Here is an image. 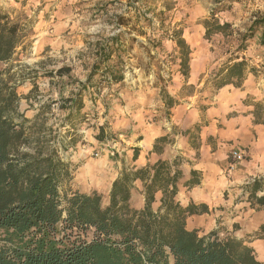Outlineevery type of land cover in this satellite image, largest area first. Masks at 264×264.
Returning a JSON list of instances; mask_svg holds the SVG:
<instances>
[{"label":"trees","instance_id":"trees-1","mask_svg":"<svg viewBox=\"0 0 264 264\" xmlns=\"http://www.w3.org/2000/svg\"><path fill=\"white\" fill-rule=\"evenodd\" d=\"M258 25L264 36V16H258L242 38L251 37ZM229 27L228 22L205 20V36ZM31 29V20L21 22L0 12V264H263L244 239L221 236L219 228L207 233L187 228L186 218L206 212L207 206H182L176 200L180 171L171 173L168 161L123 168L106 201L96 190L65 186L69 163L55 141L43 136L41 124H27L18 109L15 78L3 67L19 46L24 48ZM173 36L185 75L189 50L179 32ZM110 54L103 46L99 57ZM246 67L244 59L227 62L218 74L223 73L219 85L239 81ZM98 128L95 138L102 140L103 126ZM263 181L255 179L248 189V201L257 208H264V195L256 194ZM198 182L195 176L189 180L190 185ZM157 192L161 197L154 209ZM137 194L144 200L140 209L131 203Z\"/></svg>","mask_w":264,"mask_h":264},{"label":"rangeland","instance_id":"rangeland-1","mask_svg":"<svg viewBox=\"0 0 264 264\" xmlns=\"http://www.w3.org/2000/svg\"><path fill=\"white\" fill-rule=\"evenodd\" d=\"M52 10L56 12L49 17ZM194 10L202 17L214 14V19L230 23L223 31L234 30L230 39L235 40L247 30L254 15L264 13V0H0V12L21 22L31 20L24 48L19 46L3 67L15 78L18 109L29 120L27 124H41L43 136L55 141L69 163L71 177L65 186L81 192L96 190L107 200L114 155L106 152L95 135L101 125L103 136L109 139L112 132L103 109L85 105L101 102L99 95L112 94L121 87L149 81L164 86L176 71L183 74L184 69L174 65L180 54L163 50L162 44L174 40L176 28L193 23L184 18ZM103 46L111 54L101 60ZM60 67L65 70L57 75ZM244 194L242 190V200ZM228 209L217 208L213 228H219L221 236L229 234L246 241L264 238L259 221L250 225L248 218H243V207L228 205ZM259 257L264 260V254Z\"/></svg>","mask_w":264,"mask_h":264},{"label":"crops","instance_id":"crops-1","mask_svg":"<svg viewBox=\"0 0 264 264\" xmlns=\"http://www.w3.org/2000/svg\"><path fill=\"white\" fill-rule=\"evenodd\" d=\"M52 12L49 17L56 10ZM213 15L202 17L194 10L184 18L185 22L192 20L193 23L176 28L189 50L185 75L176 71L164 86L149 81L144 85L121 87L112 94L99 95L101 102L96 100L90 106L85 105L88 109L102 108L104 118L109 120L108 129L114 134L112 138L111 133L110 140L105 136L97 140L105 145L108 154L114 155L110 161L114 170L107 191L123 168L168 161L171 173L180 171L176 200L182 206L191 202L207 206L206 212L186 218L188 229L202 233L214 229L217 208L228 211V205L243 207L246 211L243 218H248L250 225L259 221L258 227L264 226V208L248 201L251 183L264 178V71L259 69L264 70L263 27H255L252 36L246 39L240 36L231 40L235 33L232 29L213 32L211 35L216 37L213 41L211 35L205 36V20L223 23ZM258 16L264 13L254 15L253 20ZM253 20L242 35L249 31ZM171 41L165 40L162 49L179 55L176 41ZM243 59L247 62L243 77L239 81L233 78L234 83L219 85L223 73L216 75L218 67ZM174 62L175 67L181 66L180 57ZM232 151L241 153L243 159L234 160ZM193 176L199 182L190 185ZM135 184L138 190L142 189L139 180ZM260 185L258 196L264 195V181ZM137 195L131 203L140 209L144 200L142 195ZM160 197L161 193L157 192L152 204L154 209ZM206 227L208 230L203 231ZM246 243L264 263L258 258L264 254V238Z\"/></svg>","mask_w":264,"mask_h":264},{"label":"built area","instance_id":"built-area-1","mask_svg":"<svg viewBox=\"0 0 264 264\" xmlns=\"http://www.w3.org/2000/svg\"><path fill=\"white\" fill-rule=\"evenodd\" d=\"M231 155H232V158L234 160H242L243 159L242 154L237 152V151H232Z\"/></svg>","mask_w":264,"mask_h":264},{"label":"bare ground","instance_id":"bare-ground-1","mask_svg":"<svg viewBox=\"0 0 264 264\" xmlns=\"http://www.w3.org/2000/svg\"><path fill=\"white\" fill-rule=\"evenodd\" d=\"M87 171H88V169H87Z\"/></svg>","mask_w":264,"mask_h":264}]
</instances>
